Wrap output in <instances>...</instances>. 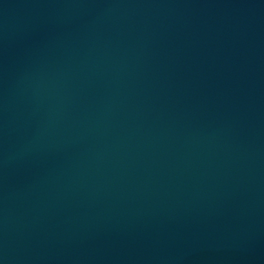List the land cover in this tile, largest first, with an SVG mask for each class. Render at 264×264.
<instances>
[{"label": "water", "instance_id": "water-1", "mask_svg": "<svg viewBox=\"0 0 264 264\" xmlns=\"http://www.w3.org/2000/svg\"><path fill=\"white\" fill-rule=\"evenodd\" d=\"M0 264H264V0H0Z\"/></svg>", "mask_w": 264, "mask_h": 264}]
</instances>
